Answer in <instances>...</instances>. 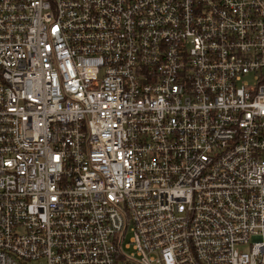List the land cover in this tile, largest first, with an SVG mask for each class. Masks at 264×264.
Here are the masks:
<instances>
[{
	"label": "built area",
	"instance_id": "1",
	"mask_svg": "<svg viewBox=\"0 0 264 264\" xmlns=\"http://www.w3.org/2000/svg\"><path fill=\"white\" fill-rule=\"evenodd\" d=\"M0 264H264V0H0Z\"/></svg>",
	"mask_w": 264,
	"mask_h": 264
}]
</instances>
